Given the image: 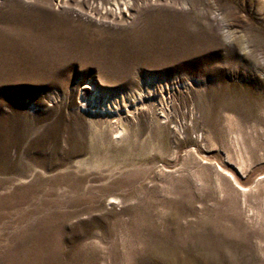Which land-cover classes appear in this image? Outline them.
<instances>
[{
	"label": "rangeland",
	"instance_id": "1",
	"mask_svg": "<svg viewBox=\"0 0 264 264\" xmlns=\"http://www.w3.org/2000/svg\"><path fill=\"white\" fill-rule=\"evenodd\" d=\"M0 264H264V0H0Z\"/></svg>",
	"mask_w": 264,
	"mask_h": 264
},
{
	"label": "snow or ice",
	"instance_id": "2",
	"mask_svg": "<svg viewBox=\"0 0 264 264\" xmlns=\"http://www.w3.org/2000/svg\"><path fill=\"white\" fill-rule=\"evenodd\" d=\"M243 190V189H242Z\"/></svg>",
	"mask_w": 264,
	"mask_h": 264
}]
</instances>
